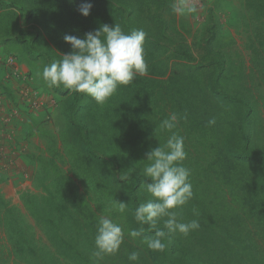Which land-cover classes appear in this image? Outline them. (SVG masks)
Segmentation results:
<instances>
[{
  "label": "trees",
  "instance_id": "obj_1",
  "mask_svg": "<svg viewBox=\"0 0 264 264\" xmlns=\"http://www.w3.org/2000/svg\"><path fill=\"white\" fill-rule=\"evenodd\" d=\"M246 2L251 11L242 18H249L253 26L247 53L234 51L218 58L219 54L205 48L204 61L211 56L214 64L209 69L202 65L194 69V52L170 26L174 22L169 18L172 0H0V63L14 59L27 66L30 90L55 98L58 139L66 146L71 167V175H58L57 156H63L54 136L45 133L50 140L48 149L29 158L39 166L31 176L33 185L46 194L26 192L23 203L49 244L29 236L28 229L22 230L27 225L20 230L16 227L9 257L13 264H94L91 253L101 216L121 223L125 240L116 254L104 256L99 264H134L128 260L133 251L140 252L136 264L202 263L203 257H194L200 254L192 252L196 246L192 239L201 230L207 238L211 236L218 216L243 204L239 183L256 190L264 182V176L254 177L264 169V146L253 140L249 117L256 112L243 83L248 78L247 59L255 70L264 72V0ZM83 4L92 5L87 17L79 11ZM210 12L202 39L207 47L219 40L215 11ZM105 24H119L125 33L138 28L147 32V75L120 86L103 104L63 86L49 87L41 75L43 66L72 52L64 36L83 38ZM0 91L7 94L10 86L1 81ZM172 113L187 115L174 131L184 137L187 158L183 163L191 171L193 188L192 199L175 211L180 222L196 219L200 228L188 235L169 234L164 240L166 249L159 252L141 241L163 229V219L156 229L144 225L142 237L131 238L127 232L139 230L135 209L152 199L141 187L142 182H151L141 175V169L147 164L146 153L158 144L163 146L171 134L159 125ZM213 118L215 124L210 126L208 121ZM260 188L264 190V184ZM115 201L128 204L123 213ZM202 253L204 257L208 254Z\"/></svg>",
  "mask_w": 264,
  "mask_h": 264
},
{
  "label": "clouds",
  "instance_id": "obj_2",
  "mask_svg": "<svg viewBox=\"0 0 264 264\" xmlns=\"http://www.w3.org/2000/svg\"><path fill=\"white\" fill-rule=\"evenodd\" d=\"M91 7V4H83L79 11L87 17ZM171 8L174 13L181 16L196 10L191 0H172ZM146 37L147 32L143 28L125 33L119 24L102 25L94 32L86 33L83 38L66 34L64 41L71 46L72 52L60 55L61 59L44 65L42 78L49 87L63 86L70 90V93H81L92 98L97 104H103L117 92L120 86L134 83L138 75H147L148 65L144 58ZM12 60L11 64L8 62L0 65L7 69L3 75L4 84L10 86L13 81L17 83L20 81L15 94L18 108L14 115L23 112L32 116L37 111L38 102L34 100H39V93L33 91L36 94L33 95L30 90L32 81L30 82L27 73L22 71L21 65L16 60ZM1 61L2 56H0ZM0 94L4 95V92L0 91ZM181 119H187V115L181 117L177 113H172L159 125L162 131L171 134L163 146L158 144L146 153L144 161H147V164L141 169V175L151 181L142 182L141 187L146 188L152 199L140 203L135 209V220L141 225L139 230L131 229L127 232L131 238L142 237L145 231L144 225L149 229H156L158 222L163 219V229L156 230L153 236L142 238L141 242L152 251L163 252L167 247L164 240L169 234L178 232L188 235L191 231L200 228V223L196 219L187 223L180 222L175 211L186 205L193 197L191 171L183 163L187 158L184 137L174 131ZM208 124L214 125L215 119H210ZM52 134L55 141L57 134L55 132ZM115 203L120 213H123L128 206L123 202L115 201ZM124 240L123 225L109 217L101 216L94 241L95 250L91 253L94 264H99L104 256L116 254ZM139 259L138 251L128 255V260L134 264Z\"/></svg>",
  "mask_w": 264,
  "mask_h": 264
},
{
  "label": "rangeland",
  "instance_id": "obj_3",
  "mask_svg": "<svg viewBox=\"0 0 264 264\" xmlns=\"http://www.w3.org/2000/svg\"><path fill=\"white\" fill-rule=\"evenodd\" d=\"M191 2L196 9L193 13L181 16L172 12L169 18L174 19V22L170 24L171 29L173 27L172 31L178 33V37L190 45L196 56L194 69L197 67L200 69L201 65L204 69H209V65L214 64L211 56L204 61L203 57L207 55L205 48L208 51L211 50L210 54L212 52L219 54L218 58L220 55H233L234 51H238L241 55L243 52L247 53V44H249L247 37L252 33L253 26L248 24L249 18H242L243 15H249L251 11L246 0H191ZM211 9L215 11V20L218 22L216 30L219 40L207 47L202 39L205 40L204 30H206L207 21L211 18ZM0 52L3 54L1 49ZM249 61L247 59L248 78L243 80L247 89L243 88L242 91L245 90L246 95L253 97L251 101L254 102L253 110L256 114L249 117V123L252 125L253 140L257 141L258 146H264V72L255 70ZM250 70L254 71L250 72ZM0 71L4 75L7 69L0 66ZM173 73L174 70L172 69L168 72V76L170 77ZM32 93L36 95L35 92ZM38 99L34 100L38 102V106L37 111L32 116L44 117V120L47 121L45 122L42 118H35L32 123L33 128H36L40 135H45L46 130L51 132L49 129L57 134L55 135L56 147L63 156H57L59 157L57 158L59 169L61 167L58 175H68V173L71 175L66 146L61 144L58 139L60 128L57 124L56 100L48 93L38 94ZM29 111L32 112V110ZM4 152H6L5 155H1ZM32 153L36 154L37 151ZM16 155V152L0 147V161L3 159V163L0 162V171L6 172V177L0 179V264H13V260L9 257L13 247V229L16 227L20 230L27 225L22 230L28 229L29 236L33 234L36 240L42 244H49L42 228L38 226L35 219L30 217L23 203L26 192L39 196L46 194L44 189L34 187L30 177V174L31 176L35 174L39 166L38 164L25 165L29 169L27 173L30 178L27 179L22 176L23 174L15 173L13 170L15 167H12V162H9ZM6 156H8L7 160L10 159L8 162L5 161ZM10 171H13L15 176L9 174ZM260 176H264V169L254 175L256 178ZM261 184L264 182H259V188L254 190V187H248L246 182L244 184L239 183L238 187L241 192L240 196L243 198V204L239 207L234 205L233 209H225L224 215L218 216L216 225L211 227L213 229L211 236L207 238L206 231L201 230V234L192 239V242L196 243L195 251L192 252L200 254V256L196 255L197 253L194 254L195 259L197 257L204 258L201 264H208V262L209 264L211 262L216 264V259H218V264L220 261H224V264L226 262L229 264H264V194H262L264 190L260 188ZM228 199L232 198L228 197ZM1 201L6 204L4 205ZM206 251L208 254L204 257L202 252Z\"/></svg>",
  "mask_w": 264,
  "mask_h": 264
},
{
  "label": "crops",
  "instance_id": "obj_4",
  "mask_svg": "<svg viewBox=\"0 0 264 264\" xmlns=\"http://www.w3.org/2000/svg\"><path fill=\"white\" fill-rule=\"evenodd\" d=\"M0 66L4 68V66ZM21 69L24 73L28 72L27 66L23 64H21ZM2 77L3 74L0 71V82H3L4 77ZM19 82L20 81H18V83ZM18 83L17 81H13V83L10 84V91H8L7 94L4 95L0 94V147H5L8 151L11 152H16V157L9 162H12V167H15L13 169L15 173L23 174L22 176L29 179L31 177V174L29 177L27 173L29 169L26 168V166L32 164L29 158L30 155H32V152L34 151H44L45 149H48L50 140H48L46 134L40 135L39 132L36 131V129L34 130L33 128L32 123L34 122L35 118L42 117H33L23 112H19L18 114L14 115V112H16V108H18L15 101V99L17 98L15 95V91L19 87ZM11 94H13V96ZM42 119L44 120V117ZM30 125L32 126L30 127ZM32 131H34L35 135H31ZM48 132L49 131L46 130L45 133L48 134ZM29 133L31 137L29 136ZM52 133L54 132L52 131ZM5 153L6 152L1 153V155H5ZM7 157L8 156H6L5 161L8 162V160L10 159L7 160ZM0 162L3 163V159ZM9 174L15 176V174H13V171H10ZM5 177L6 172L4 173L0 171V179H4ZM1 196L4 197L3 194H1Z\"/></svg>",
  "mask_w": 264,
  "mask_h": 264
},
{
  "label": "built area",
  "instance_id": "obj_5",
  "mask_svg": "<svg viewBox=\"0 0 264 264\" xmlns=\"http://www.w3.org/2000/svg\"><path fill=\"white\" fill-rule=\"evenodd\" d=\"M12 61H13V60H12V59H10L8 62L11 64V63H13Z\"/></svg>",
  "mask_w": 264,
  "mask_h": 264
}]
</instances>
